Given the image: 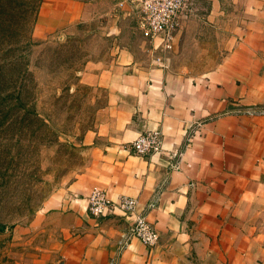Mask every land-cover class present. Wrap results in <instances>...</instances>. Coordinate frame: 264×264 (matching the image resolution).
<instances>
[{
    "label": "crops",
    "instance_id": "obj_1",
    "mask_svg": "<svg viewBox=\"0 0 264 264\" xmlns=\"http://www.w3.org/2000/svg\"><path fill=\"white\" fill-rule=\"evenodd\" d=\"M34 30L109 41L79 72L106 100L81 138L83 167L38 218L40 263L264 264V115L242 112L264 106V0H190L170 49L131 0H42ZM152 130L161 154L129 150ZM93 189L134 199L158 243L128 239L121 210L93 218Z\"/></svg>",
    "mask_w": 264,
    "mask_h": 264
},
{
    "label": "rangeland",
    "instance_id": "obj_2",
    "mask_svg": "<svg viewBox=\"0 0 264 264\" xmlns=\"http://www.w3.org/2000/svg\"><path fill=\"white\" fill-rule=\"evenodd\" d=\"M41 1L0 0L1 15L14 21L0 40V264H41L48 227L36 228L38 218L49 198L83 167L81 138L96 125L106 100L101 90L80 81L79 72L109 41L38 33ZM24 83L22 105L33 106L45 124L31 122V113L21 117L15 97Z\"/></svg>",
    "mask_w": 264,
    "mask_h": 264
},
{
    "label": "built area",
    "instance_id": "obj_3",
    "mask_svg": "<svg viewBox=\"0 0 264 264\" xmlns=\"http://www.w3.org/2000/svg\"><path fill=\"white\" fill-rule=\"evenodd\" d=\"M140 4L146 34L150 39L160 38L164 49H170L175 31L179 27V17L188 11L190 0H131ZM251 116L264 115V106H252L242 109ZM137 156L159 155L164 150L163 138L159 131L152 130L138 136L129 145ZM177 154L174 153V156ZM87 209L93 218H100L107 212L121 210L132 219L128 239L136 238L145 247H153L159 241L158 234L146 221V217L137 214V202L127 196H118L114 201L107 198L101 189H93L87 196ZM149 207H152L150 204ZM127 239V240H128ZM127 240L120 243V249L127 247Z\"/></svg>",
    "mask_w": 264,
    "mask_h": 264
},
{
    "label": "trees",
    "instance_id": "obj_4",
    "mask_svg": "<svg viewBox=\"0 0 264 264\" xmlns=\"http://www.w3.org/2000/svg\"><path fill=\"white\" fill-rule=\"evenodd\" d=\"M1 13H2V9H0V40L3 38V37H5V36H7L8 34L6 33V31L7 30H9V29H11L12 27H14V21H12V19H9V21L6 19V18H4L2 15H1ZM16 15H14V14H12V13H10V17H15ZM27 61H28V57H24L23 58V64H24V70H25V72H24V74L25 73H27V67H26V64H27ZM24 74L22 75L23 77H24ZM25 78V77H24ZM26 79V78H25ZM27 88V85L24 83V84H21V87H18V90H19V92H18V95H17V97H15L16 98V100H17V103L19 104V106H21V108H22V110L23 111H21L22 112V114L23 115H21V117L24 119V118H26L27 117V115L28 114H30L31 113V122H33V123H35V122H41V123H43V124H45L44 122H42L41 121V119H43V118H41V115L39 114V112H37L36 111V109L32 106V107H29V108H27L26 106H23L22 105V98H21V96L22 95H20L21 94V92L23 91V90H25ZM11 95H9V97H10ZM13 120H17V119H13ZM1 229H3V228H0V231H2Z\"/></svg>",
    "mask_w": 264,
    "mask_h": 264
}]
</instances>
